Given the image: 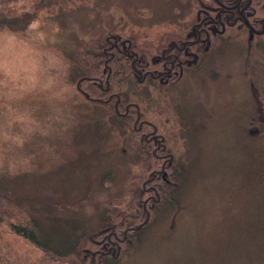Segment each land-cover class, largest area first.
Listing matches in <instances>:
<instances>
[{
	"label": "rangeland",
	"instance_id": "374dc122",
	"mask_svg": "<svg viewBox=\"0 0 264 264\" xmlns=\"http://www.w3.org/2000/svg\"><path fill=\"white\" fill-rule=\"evenodd\" d=\"M9 1L11 16L0 17V184L34 210L52 243L88 238L78 255L52 262L5 233L3 262L87 264L113 224L107 210L138 212L146 180L160 172L177 191L162 192L169 202L153 212L156 202L146 204L149 222L115 264H264V50L225 44L180 78L184 124L165 159L160 137L146 141L153 123L112 124V102L79 91L75 75L103 70L114 36L158 61L206 0ZM94 80L87 85L97 88Z\"/></svg>",
	"mask_w": 264,
	"mask_h": 264
},
{
	"label": "trees",
	"instance_id": "16d2710c",
	"mask_svg": "<svg viewBox=\"0 0 264 264\" xmlns=\"http://www.w3.org/2000/svg\"><path fill=\"white\" fill-rule=\"evenodd\" d=\"M1 1L0 17L7 18L12 13L11 7H8L9 0ZM115 40L119 44V47L113 49L114 54H111L109 51L105 53L106 55L101 60L105 61L103 70L99 69L100 71L98 72L90 66H84L82 68L83 73L75 75V79L78 78L77 89L91 96L98 93L96 97L104 98L110 103L112 102L115 109L113 110L115 114L112 119L113 122H111L112 124L125 126L135 121V124L144 125L148 124L147 120L151 124L153 123L157 128L156 134L161 139L163 138L165 150L169 154L174 155L173 147L179 140L177 139L178 136H176L178 133L177 128L183 129L184 124L181 115L184 112L182 111V107L179 106V100L174 93L176 86L160 83L151 75L146 78L142 76L138 78L139 76L133 65L135 57L129 56L127 47L125 48L122 44L123 42L129 43V41L122 39L120 36L113 37V43ZM111 45L112 43L109 44L110 47ZM139 67L141 66L138 65ZM152 67L156 68V65ZM93 79L102 80V83L97 88L88 86L87 81H93ZM119 111H125V115L123 116ZM127 116L130 120L124 121V118H127ZM107 123L109 122L105 120L104 124L107 125ZM150 178L151 176H149V180H151ZM157 180L159 183L161 182L160 179ZM146 183L148 184V179ZM147 188H150V186L148 187L147 185ZM167 191L175 192L177 190L174 187L172 190L171 187L164 186L161 183L156 185L155 190L148 193V196L145 193L146 191L143 190L138 198L140 203L138 205L135 204L136 206L134 205L135 211H138L136 213L109 208L107 213L112 216L113 224L109 225L107 231L102 232L101 241L97 243L99 250L91 253L92 255H87V259H90L87 264H115L119 255L118 252L122 248H126V246H132V240H129V238H134L135 233L139 232L140 227L149 222L150 214L143 206L145 197L142 198V196L148 197V204H151L152 201L156 202L151 207V211L153 212L157 204H167L169 202L164 201L165 199L160 200L159 198L162 192L167 193ZM24 203V199L18 198L0 184V225L3 228L0 229V239L5 236V233L18 236L37 247L45 256L48 255L52 262L59 259H63L64 261L65 257L70 258L72 255H78L83 241L88 237L79 238L76 241L70 240L66 242V245L64 242L61 244L60 241L52 243L48 236L49 232L43 228L41 219L35 215L33 209L26 207ZM7 256V247L0 246V264H6L3 260L8 259ZM74 261H79V258L75 257Z\"/></svg>",
	"mask_w": 264,
	"mask_h": 264
},
{
	"label": "flooded vegetation",
	"instance_id": "af4514ba",
	"mask_svg": "<svg viewBox=\"0 0 264 264\" xmlns=\"http://www.w3.org/2000/svg\"><path fill=\"white\" fill-rule=\"evenodd\" d=\"M206 5L205 13L203 12L199 20L194 22L189 33L188 29H182L183 31L180 30L178 34L174 35L175 38H170V42L168 40L161 44L158 61L151 60L149 62V60L143 59V56L138 59V54L131 50L132 43L130 41L122 43L125 48L127 47L128 55L135 57L133 65L138 78L140 76L146 78L151 75L160 83L176 86L184 74L195 72L208 63L207 58L218 52L225 44L227 46L236 44L239 46V49L237 48L239 51L241 49L264 50V0H206ZM108 41L110 40L108 39ZM118 47L119 44L115 40L111 47H107L106 52L114 54L113 49ZM138 65L141 67L138 68ZM155 65L156 68H153L152 66ZM96 81L99 85L102 83V80ZM119 113L121 114L120 111ZM156 130L155 127L146 141L156 143L159 139L155 138L159 137ZM162 144L164 145L163 141ZM159 155L165 159L170 158L169 152L165 150L164 146L162 154ZM163 176L164 174L160 177V172L151 174V180L148 178L150 188L145 187L144 189L147 196L148 193L155 190L156 185L161 183L157 179L163 181ZM147 196H145V200L143 199L145 210L146 204H148ZM104 231H107V228Z\"/></svg>",
	"mask_w": 264,
	"mask_h": 264
}]
</instances>
